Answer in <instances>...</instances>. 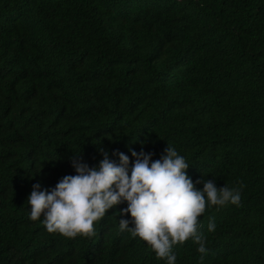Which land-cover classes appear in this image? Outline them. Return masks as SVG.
Instances as JSON below:
<instances>
[{"label": "trees", "instance_id": "1", "mask_svg": "<svg viewBox=\"0 0 264 264\" xmlns=\"http://www.w3.org/2000/svg\"><path fill=\"white\" fill-rule=\"evenodd\" d=\"M167 145L194 184L244 185L239 206L198 217L204 259L189 238L176 264H264V0H0V264H167L119 230L127 202L75 238L27 202L77 156L131 167L130 149Z\"/></svg>", "mask_w": 264, "mask_h": 264}, {"label": "clouds", "instance_id": "2", "mask_svg": "<svg viewBox=\"0 0 264 264\" xmlns=\"http://www.w3.org/2000/svg\"><path fill=\"white\" fill-rule=\"evenodd\" d=\"M98 151L103 158L97 166L89 167L77 156L71 161L76 174L64 176L52 190H41L39 183L32 185L27 199L31 221L43 216L42 223L49 233L68 238L92 237L95 222L124 201L127 207L119 213V230L145 241L167 264H176L173 246L189 238L198 244L201 260L207 255L206 239L197 232L198 217L206 205L219 210L228 204H241L242 183L239 187L225 185L217 189L214 180L201 178L195 184L202 183L203 188L197 189L185 171L189 164L170 145L157 160H152L151 152L130 149L131 167L124 153H112L118 156L117 163L107 150ZM125 214H130L131 220L123 218ZM130 223L134 227L130 228ZM215 228L210 218L208 231Z\"/></svg>", "mask_w": 264, "mask_h": 264}]
</instances>
